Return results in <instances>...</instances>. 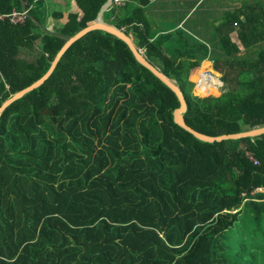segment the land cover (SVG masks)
Returning <instances> with one entry per match:
<instances>
[{
  "label": "trees",
  "instance_id": "obj_1",
  "mask_svg": "<svg viewBox=\"0 0 264 264\" xmlns=\"http://www.w3.org/2000/svg\"><path fill=\"white\" fill-rule=\"evenodd\" d=\"M23 1L40 27L62 20L44 0ZM75 1L82 20L55 33L76 36L108 0ZM150 1L112 2L104 21L179 87L184 122L212 137L264 127V12L245 7L236 29H218L221 56L184 37L168 56L164 38L151 42ZM13 10L20 0H0V16ZM65 44L30 19L0 22V106ZM206 59L222 75L217 97L194 95L188 79ZM178 107L115 37L96 31L70 46L0 115V264H264V135L204 143L173 122Z\"/></svg>",
  "mask_w": 264,
  "mask_h": 264
},
{
  "label": "crops",
  "instance_id": "obj_2",
  "mask_svg": "<svg viewBox=\"0 0 264 264\" xmlns=\"http://www.w3.org/2000/svg\"><path fill=\"white\" fill-rule=\"evenodd\" d=\"M127 1L133 0H124L123 3ZM44 7L47 15L51 16L57 12L63 14L62 20L54 21L51 18L45 20L44 27L41 28L51 33H55L56 29L70 20L80 22L83 18V11L75 0H44ZM245 7H252L246 12L247 16L251 17L257 14V11L264 12V0H151L143 7V11L148 22L151 42L164 38L166 55L171 56L174 47L179 49L181 47L179 38L184 37L190 44L205 46L210 58L221 56L218 46L219 35L224 31L218 32V29L220 27L236 29L237 19L239 18V21L243 19L239 16V11ZM236 37L235 33L232 34L231 41L237 44L239 51L243 52ZM202 62H209L212 65L207 59Z\"/></svg>",
  "mask_w": 264,
  "mask_h": 264
},
{
  "label": "water",
  "instance_id": "obj_3",
  "mask_svg": "<svg viewBox=\"0 0 264 264\" xmlns=\"http://www.w3.org/2000/svg\"><path fill=\"white\" fill-rule=\"evenodd\" d=\"M20 2H21V9L24 10L26 8L25 3L23 0H20ZM111 3H112V0H108L107 4L100 11L98 19L95 22L89 24L85 30H83L82 32H80L79 34H77L74 37H66L63 35L51 33L49 31H45L39 26V24L36 20H34L33 18H29L30 21H32L38 27L39 31L42 34L61 38V39L66 41V44L62 47V49L59 51V53L55 57L54 61L51 64L50 69L47 70V72L42 77L37 79L34 83L29 85L28 87L14 93L13 95H11L7 100H5L1 104L0 115L13 102L21 99L27 93L35 90L39 85H42L43 82L51 76V74L55 70L58 62L60 61V59L62 58L64 53L70 48V46L74 45L76 42L81 40L84 36L88 35L89 33L101 31V32H104L108 35H111V36L115 37L116 39L120 40L121 42H123L128 47L130 52H132L135 60L141 66H143V67L147 68L149 71H151L159 80H161L166 86H168L171 89V91L174 93V95L176 96V98L178 99V102H179V107L173 113V122L177 126H179L181 129H183L184 131L190 133L197 140L204 142V143H213V142H222V141H226V140H236V139H242V138H256L258 136L264 135V127L254 128V129L247 130L244 132H239L236 134L220 135V136H215V137L201 134V133L195 131L194 129H192L191 127H189L184 122V119H183V115L186 113L187 106H186V102H185V99L183 97V94L180 91L179 87L177 85H175L171 81V79L168 78L163 72H161L158 68L153 66L147 60L146 56L143 55V53H141L140 51H138L135 48V46L133 45V41L129 37H127L123 31L116 30L115 28H113L109 25H106V23L104 22L103 16H104L107 8L111 5Z\"/></svg>",
  "mask_w": 264,
  "mask_h": 264
},
{
  "label": "built area",
  "instance_id": "obj_4",
  "mask_svg": "<svg viewBox=\"0 0 264 264\" xmlns=\"http://www.w3.org/2000/svg\"><path fill=\"white\" fill-rule=\"evenodd\" d=\"M124 0H112L113 3L115 4H122ZM29 19V10L28 9H24V10H13L10 12V14L8 15H3V16H0V22H4V21H7L10 25L12 26H20V25H24L26 23V21ZM141 53H143V51H140ZM207 78L208 81L214 79L216 80V83L214 82L211 86L218 90L219 88H222V82L218 79V78H215L213 76H211V74H208V73H201L199 75V79L195 84L194 86V89L196 90V88L203 84L202 83V80L203 78ZM247 156L249 157V159L251 161L254 162L255 165L259 164V162L253 157V155H251L250 153L247 154Z\"/></svg>",
  "mask_w": 264,
  "mask_h": 264
},
{
  "label": "rangeland",
  "instance_id": "obj_5",
  "mask_svg": "<svg viewBox=\"0 0 264 264\" xmlns=\"http://www.w3.org/2000/svg\"><path fill=\"white\" fill-rule=\"evenodd\" d=\"M176 49H177V47H174L172 50L175 51ZM173 51H171V53H170L171 55H172ZM207 60L211 62V59H207ZM206 63L209 65V68H206L205 66H203V65H205V63L202 62L200 64V66H198V68H200V69L198 71H196L192 75V77L188 78L191 82L196 83L198 81L199 75H200V71H202V70H204V71H202L201 73H208V74H211V76H213L215 78H218L219 80L221 79V76H222L221 73L215 72L214 69L212 68L211 63H209V62H206ZM197 88H196V90L193 89V93H194V95L199 96V97H207V96L217 97V96H219L221 94V89H222V88H219L218 90L213 89L210 95H201V94H198ZM207 91H208V85H207ZM249 143L252 144L251 141Z\"/></svg>",
  "mask_w": 264,
  "mask_h": 264
},
{
  "label": "bare ground",
  "instance_id": "obj_6",
  "mask_svg": "<svg viewBox=\"0 0 264 264\" xmlns=\"http://www.w3.org/2000/svg\"><path fill=\"white\" fill-rule=\"evenodd\" d=\"M202 71H204V70H202ZM202 71H200V74H201V72H202ZM204 79H206V77H205V78H203V80H204ZM203 80H202V81H203ZM201 85H202V84H201ZM199 86H200V85H199Z\"/></svg>",
  "mask_w": 264,
  "mask_h": 264
}]
</instances>
